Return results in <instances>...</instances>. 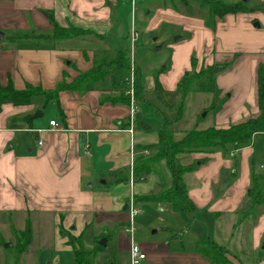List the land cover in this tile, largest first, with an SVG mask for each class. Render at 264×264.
I'll list each match as a JSON object with an SVG mask.
<instances>
[{
	"label": "crops",
	"instance_id": "crops-1",
	"mask_svg": "<svg viewBox=\"0 0 264 264\" xmlns=\"http://www.w3.org/2000/svg\"><path fill=\"white\" fill-rule=\"evenodd\" d=\"M222 1L242 2L248 7L264 4V0ZM120 3L121 0H0V86L11 82L16 90L26 85L53 90L57 83L70 82L89 71L105 52L130 50V25L126 28L116 24H120L116 20L121 15ZM47 11L53 12L59 27L70 24L101 35L102 41L89 43L93 38L87 36L80 40H52ZM130 11L134 13L136 33L148 29L142 35L145 44L150 30L167 22L162 26L164 39L171 35L178 39L173 40L176 43L182 37L176 34L188 35L186 42L198 65L219 66L214 93H193L210 96L205 107L211 114L210 128L226 129L259 115L257 73L259 68L264 69V12L212 18L206 6L194 1L183 5L180 0H130ZM176 12L183 15V23L178 22ZM145 17L163 20L155 27L146 23ZM153 42L162 44L158 38ZM185 55L177 67L174 53L165 65L152 71L151 75L157 72L164 93L175 91L183 73L190 71L191 56ZM132 67L141 82L140 67L135 63ZM117 73L113 70L104 79L122 80ZM129 73L123 81L133 78ZM97 84L84 93L61 92L60 112L55 103H47L59 118L50 119L44 126L32 120L39 111L35 100L27 106L4 104L0 108V217L6 216L0 222L7 225L10 220V226L16 224L13 229L21 233L28 219L34 234L35 227L41 232L44 218H48L54 223L53 249L64 253L73 251L67 239L60 236L59 228H69V233L78 237L93 225V213H118L130 198L134 184L114 183L113 176L123 175L126 169L131 174L135 148L154 143L145 142L143 134L137 137L134 130L135 104L139 100L133 97L128 104L111 102L110 98H118V89L111 84L101 89ZM130 106L134 107L132 116ZM51 121L59 131H52ZM252 135L250 146L232 153L183 157L187 164L197 163L195 171L185 175L187 195L196 211L174 213L167 204H155L159 212L171 218L182 215L185 221L178 234L175 225L164 230L171 237L164 243L141 246L146 255L143 264H217L196 251L198 242L220 246L228 264H264V200L251 206L246 196L252 174L262 177L259 186L264 195V124L258 125ZM94 179L104 181V188L95 189ZM10 215L16 216L17 222ZM113 230L96 236L113 238ZM40 239L47 240L46 234L42 233ZM131 240L129 237L128 253ZM33 244L34 239L24 252L30 254ZM49 259L44 262L41 257L38 264H58L53 255ZM30 264H34L31 259Z\"/></svg>",
	"mask_w": 264,
	"mask_h": 264
},
{
	"label": "rangeland",
	"instance_id": "rangeland-1",
	"mask_svg": "<svg viewBox=\"0 0 264 264\" xmlns=\"http://www.w3.org/2000/svg\"><path fill=\"white\" fill-rule=\"evenodd\" d=\"M120 5H121V15L120 14L117 15L119 19L116 17V20L117 21L119 20L120 21L119 23L121 25L118 24V22L116 24L118 26H126L127 28V26L129 25L131 26V23L134 24V20H133L134 13L133 12L131 13L130 11V0H121ZM177 12H176V17H180L178 22L183 23L184 21L183 15ZM145 18H147L146 23L150 22L151 25L155 27L157 26L158 22L163 20V19H159L158 21L157 17L155 18L145 17ZM163 24H167V22ZM163 24L160 23V27L156 30H150V33L147 35L148 44H145L143 42V36L148 29H141L140 31H138L137 37L132 44V49L123 50L127 53V57L129 59V64H130V70L129 71L119 70L118 73L116 74V77L122 80L113 81L114 84L117 85L116 89H119L120 92L124 93L125 97H128L129 101L132 100L133 95L130 94V91H132L134 87L133 85L134 78H131L129 82L123 80L124 79L127 80L129 78V74H130L129 72H131L132 74L133 72H135V68L133 69L132 67L133 63H135L137 66L140 67L141 76H142L141 78L142 83L140 85L143 89V92H142V99L137 101L135 104L137 113L135 115L134 121L137 123L142 122L147 124L151 130L149 132L136 130V133H138L137 137H141V135L143 134L144 138L146 139L145 142L148 143L154 142L153 144H156L158 142L157 132L163 125L164 120L167 119L170 121L176 119L177 108L170 110L162 103L156 101L153 89H154V75L157 72L154 75H151L152 71L154 70V68L162 66L161 64L165 65L166 61H169V59L173 57L174 53H175L174 60L176 67L178 66V64L181 65L183 63L184 60L183 58L186 56L185 54H189L191 58H195L193 52L191 51V48L188 47V42H186L189 36L188 35L183 36L180 33L176 34L175 37L182 36L181 39L176 43H173L174 37H171V35H168L164 39L162 32ZM68 26L69 24L67 25V27ZM135 26L138 27V25ZM170 26L181 27V25L178 24L177 25L170 24ZM67 27H62V28H67ZM87 37L93 38V39L89 38L90 39L89 43L102 41V39H100L101 35H97L94 33L87 35ZM81 38H77L76 40H80ZM155 38H158L162 42V44L155 45V43L153 42ZM171 45H174L175 48L171 49L170 48ZM176 46L178 47L177 49ZM157 47H160V49L157 50L156 49ZM117 51L119 50H115L109 53L105 52L104 57L100 58L101 60L96 61V63L103 62L106 67L105 69L110 74H112L113 70L115 69L108 64L110 63V61L114 57L115 52ZM191 52L192 54L190 55ZM199 67L200 66L197 63L196 70H198ZM97 83H98L97 86L99 88L106 89L108 85L111 84V81L109 78H107L98 81ZM209 97H210L209 95H204V94L202 95L190 94L188 95L187 98L183 100L181 118L179 121H177L179 123H177L174 126L171 125L172 128H170L175 140H179L183 132L190 130L204 131L210 128L211 114L207 113V109L205 108L210 100ZM34 100L36 104L35 107L37 108V110H39L36 112H40L43 114L41 118L35 120L36 123L40 122L41 126L42 125L44 126L48 124V121L50 119L58 120L59 116L56 113L55 108L52 107L51 104L44 105V100L42 97L34 98L32 101ZM164 100L169 105H178L182 101L181 96L178 93H176V91L164 93ZM132 108L134 113V107ZM133 113H130V115L132 116ZM132 119L134 118L132 117ZM199 123L201 124L199 125ZM32 142L33 141L31 140L30 146L33 148ZM149 153L150 151L149 152L146 151L142 155L147 156ZM183 157L184 156L180 157L181 158L180 163L182 165H187L186 160ZM123 172H125L123 173V175L128 174L127 169L126 171ZM144 179L145 180H143V182L134 183V188L133 186L131 188V190L133 189V191H131L130 198L132 197V194H135L137 197L146 194L147 195L156 194L160 190L168 187L170 184L169 174L167 169L164 167V162H160L156 175H150ZM101 182L104 181H101L100 179L99 180L94 179L93 184L95 186V189L104 188L103 187L104 185L101 186V184H103ZM121 184H123L124 186L125 184L127 185L128 182L125 181L122 182ZM130 198H128V200L125 201V204L123 203L119 207L118 213H110V214L93 213V215L91 214L92 217L94 218L93 225L88 226V229H86L84 235L81 238V242H82L81 252H83L82 254L84 255V259H86L85 264L88 263L89 264H128L129 263V259H128L129 253L127 252V248H128L127 246L129 245L130 235L125 232V228L128 226V222H129V211L128 210L125 211L123 210V208L125 205L129 206ZM133 209L136 211V213L131 218V223L133 228L132 239L133 242L140 247L146 244L148 245L152 242L159 244V243H164L166 240H169L171 238L169 237L170 234L164 231L166 228H169V226L172 225L176 226L174 227L175 234H178L183 228L181 226H183L184 224L183 221H185V218H183L182 215L176 216L178 218H171L169 214L159 212L158 208L153 203L136 201L133 204ZM9 217L12 218L13 215H10ZM13 218L17 222L18 218H16V216H14ZM1 219H6V216L5 217L1 216L0 220ZM44 220L46 221L43 224V229L41 230V232H39L40 228L37 227H35L34 234L31 231L32 234L31 240L34 239V244L31 248H29L30 254L25 253L26 251L23 252L22 254H19V246L15 241L16 233L17 234L19 233L13 229V227L16 228V224L13 227H11L10 220H7L8 222L7 225L0 222V264H30V259H31V263L33 262L34 264H38L39 259L41 257H43L44 262H49L50 260L49 258L51 255H53L54 258L58 259L56 260L58 261V264H76L74 261L73 253L70 252L64 253L57 249H53L52 241H53V233H54V225H53L54 223L52 222V220L50 222L48 218H44ZM102 228L104 229L102 230ZM107 229H112V230L114 229L112 233L113 238H108V236L104 238L105 245L106 244L107 245L106 248H104L102 251L96 249V247L94 248L95 238L97 237L96 235L100 233H106ZM67 231H71V229L68 228ZM40 233L41 234L45 233L47 240L44 241L40 239V235H41ZM93 237L95 238L93 239ZM6 244L10 245V247L5 248L4 245ZM85 253L90 255L87 257V254ZM256 256L257 255H254V258Z\"/></svg>",
	"mask_w": 264,
	"mask_h": 264
},
{
	"label": "trees",
	"instance_id": "trees-1",
	"mask_svg": "<svg viewBox=\"0 0 264 264\" xmlns=\"http://www.w3.org/2000/svg\"><path fill=\"white\" fill-rule=\"evenodd\" d=\"M183 5L188 4L190 1L198 3L200 6H206L212 18H222L228 14L245 13L248 11H262L264 12V4L254 7H248L247 4L239 2L234 4L224 3L222 0H180ZM51 27L52 34L50 38L56 41H66L77 39L89 34L90 31H82L78 28L72 27L70 24L67 28L59 27L53 17L52 11L45 13ZM115 70H130L129 59L127 53L123 50L115 52L114 57L108 64ZM190 71L183 73L176 85V93L181 96L182 101L178 105H169L164 100V92L158 83L156 74L154 75V89L155 99L157 102L162 103L170 110L174 108L177 112L176 119L164 120L163 125L157 132L158 142L153 145H147L135 148L136 155L133 158L132 172L127 175L113 176L114 183L122 182H143L144 178L150 175H156L160 162H164V167L169 174L170 184L165 189L160 190L156 194H146L137 197L132 194L134 202L142 201L154 204H167L171 211L174 213L192 214L196 211L194 205L189 200L187 195V185L185 183V175L195 171L197 163H189L182 165L180 160L182 156L191 154H211L214 152H221L223 154L230 153L231 151L240 150L252 144V134L258 125L264 124V69L259 68L257 73V103L259 115L255 119H250L246 122L230 126L226 129L208 128L204 131L190 130L183 132L179 140H175L171 131V125L181 118L183 100L187 95L193 93H214L215 85L214 78L217 74V65L200 66L196 70L197 61L195 58L190 60ZM103 62L94 63L92 68L85 72L80 73L70 82L63 80L56 84L53 90H43L41 87H34L26 85L22 90H16L11 82L4 87L0 86V108L4 104H11L14 106H27L36 97L44 98V105L49 102L55 103L57 109L59 107L58 96L61 92H79L84 93L93 89L94 83L103 80L111 74L105 69ZM133 97L136 100L142 99L143 89L141 87L140 78H137L136 73L133 72ZM111 85L116 88L114 78H111ZM119 91L118 98H110L111 102H121L128 104V97ZM60 112V107L58 109ZM134 130L149 132L150 127L142 122L134 124ZM150 153L143 156L144 152ZM262 177L252 174L251 185L247 191V198L250 205L254 206L264 200V195L260 192L259 182ZM60 236L67 239L66 244L69 245L73 251L74 261L76 264H85L86 259L81 252V238L82 234L74 237L69 231L59 228ZM31 230L29 220H26L25 229L23 232L17 234L15 241L19 246V254H22L31 242ZM97 238V239H96ZM95 238L96 249L103 250L105 246L99 245L101 239L106 238L102 234ZM107 241V239H106ZM77 248H76V246ZM195 249L203 257L209 259L212 263L228 264L224 257L223 249L212 242H198ZM87 254V253H85ZM90 254H87V257ZM89 264V263H88Z\"/></svg>",
	"mask_w": 264,
	"mask_h": 264
},
{
	"label": "built area",
	"instance_id": "built-area-1",
	"mask_svg": "<svg viewBox=\"0 0 264 264\" xmlns=\"http://www.w3.org/2000/svg\"><path fill=\"white\" fill-rule=\"evenodd\" d=\"M137 37L136 30L134 28V24L131 23L130 26V33H129V40H130V45L132 47L133 42L135 41ZM132 49V48H131ZM130 94L133 95V92L130 91ZM133 106H130V113H133ZM49 127L52 129V131H59L60 128L57 126V124L53 121L49 123ZM40 132V131H39ZM252 135V139L253 140ZM42 145L41 141H38V146L40 147ZM262 148L264 149V144L262 145ZM237 151V150H235ZM233 152V151H232ZM231 152V153H232ZM133 204L134 201L132 197L129 199V206H128V211H129V223L128 226L126 227L125 231L130 235V239L132 238L133 234V228H132V223H131V218L132 216L136 213V211L133 209ZM146 261V255L143 252L142 248L135 244L132 240L129 246V264H143Z\"/></svg>",
	"mask_w": 264,
	"mask_h": 264
},
{
	"label": "water",
	"instance_id": "water-1",
	"mask_svg": "<svg viewBox=\"0 0 264 264\" xmlns=\"http://www.w3.org/2000/svg\"><path fill=\"white\" fill-rule=\"evenodd\" d=\"M244 2H246V0H244ZM257 26V25H256ZM0 37H1V35H0ZM176 40H178L177 38H175L174 39V41H176ZM160 47H157L156 49L158 50ZM220 70V68H216V71L218 72ZM42 117V113H40V112H36L33 116H32V120H36V119H39V118H41ZM123 210H128V206L127 205H125L124 206V208H123ZM99 245H101V246H105V239H101L100 241H99ZM4 247L5 248H8V247H10V245H8V244H6V245H4Z\"/></svg>",
	"mask_w": 264,
	"mask_h": 264
}]
</instances>
